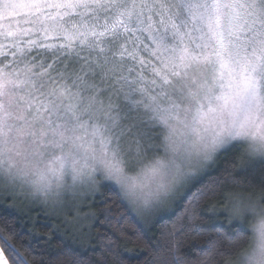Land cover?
<instances>
[{
  "label": "snow or ice",
  "instance_id": "snow-or-ice-1",
  "mask_svg": "<svg viewBox=\"0 0 264 264\" xmlns=\"http://www.w3.org/2000/svg\"><path fill=\"white\" fill-rule=\"evenodd\" d=\"M245 197L264 0H0V264H230Z\"/></svg>",
  "mask_w": 264,
  "mask_h": 264
},
{
  "label": "clouds",
  "instance_id": "clouds-1",
  "mask_svg": "<svg viewBox=\"0 0 264 264\" xmlns=\"http://www.w3.org/2000/svg\"><path fill=\"white\" fill-rule=\"evenodd\" d=\"M243 204H255L257 212L264 217V204L255 197H245ZM250 234H245L237 241L232 249V256L228 257L230 264H264V221L252 213L246 214Z\"/></svg>",
  "mask_w": 264,
  "mask_h": 264
},
{
  "label": "trees",
  "instance_id": "trees-1",
  "mask_svg": "<svg viewBox=\"0 0 264 264\" xmlns=\"http://www.w3.org/2000/svg\"><path fill=\"white\" fill-rule=\"evenodd\" d=\"M6 203H11V202L9 201V202H6ZM223 203H224V201H223V198H222V194H218L216 196H209L205 200L202 201V205L208 206V207H210L212 205H215L216 207H220ZM38 215H42V214L38 213V212L32 213L33 217H36ZM41 222L43 223L44 221L42 220ZM219 224H220V226L223 229L227 230L228 226H227V220L226 219H221L219 221ZM246 234H250L248 229L246 231ZM129 247H134V246L133 245H129ZM217 259H219L221 261H224V260H227L228 258L224 257V258H217Z\"/></svg>",
  "mask_w": 264,
  "mask_h": 264
},
{
  "label": "rangeland",
  "instance_id": "rangeland-1",
  "mask_svg": "<svg viewBox=\"0 0 264 264\" xmlns=\"http://www.w3.org/2000/svg\"><path fill=\"white\" fill-rule=\"evenodd\" d=\"M249 232H250V229L248 228Z\"/></svg>",
  "mask_w": 264,
  "mask_h": 264
}]
</instances>
